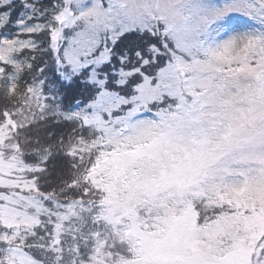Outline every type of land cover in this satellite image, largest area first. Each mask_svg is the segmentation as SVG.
<instances>
[{"label":"snow or ice","instance_id":"1","mask_svg":"<svg viewBox=\"0 0 264 264\" xmlns=\"http://www.w3.org/2000/svg\"><path fill=\"white\" fill-rule=\"evenodd\" d=\"M0 264H264V0H0Z\"/></svg>","mask_w":264,"mask_h":264}]
</instances>
